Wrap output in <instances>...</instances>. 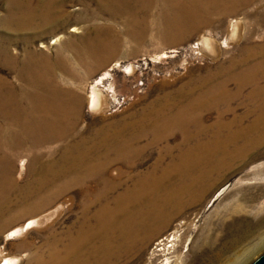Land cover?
Segmentation results:
<instances>
[{
    "label": "rangeland",
    "instance_id": "1",
    "mask_svg": "<svg viewBox=\"0 0 264 264\" xmlns=\"http://www.w3.org/2000/svg\"><path fill=\"white\" fill-rule=\"evenodd\" d=\"M51 3L54 6L63 4L65 18L55 25H39L33 32L30 29L15 30L16 25L6 23L4 18L9 12L18 10L17 5L10 6L9 0H0V75L11 81L13 91L17 93V102L9 104V107L27 114V117L13 120L0 116V264L7 257L14 259L15 264H48L46 261L51 258V251L65 255L69 231H77L83 223L87 226L96 224L97 215L106 201L114 206L113 201L119 193L126 192L140 175L152 174V171L160 174L173 167L180 170L178 167L183 166L185 153L191 159L190 172H182V176L179 172L175 178L179 183L185 179L190 181L197 175V167L193 164L195 147L199 142L211 143L215 130L213 128L197 137L196 127L192 125L190 129L194 133L191 132L190 145L184 142L185 132L177 130L167 141L144 146L134 162H113L107 174L117 179V190L107 199L97 202L94 200L96 193L101 187L103 189L98 178L88 180L92 191L86 193L81 184L70 185L78 181L73 170L65 176V159L70 154V144L78 142L82 136L93 138L104 126L123 128L125 123H132L137 115L148 110L150 104L155 101L161 103L166 94H171L170 98L182 105L186 99L180 96L191 86L195 93H200L228 80L230 75L241 70L249 71L258 64L262 67L256 73L257 84H249L238 92L237 80L230 81L228 92L233 94L230 100L218 102L220 104L215 108L207 104L201 116L207 125L214 124L219 118L232 121L235 125L231 131H236L253 124L264 105L260 99L253 101L249 97L256 85L264 86V51L261 49L264 45V0L238 6L218 24L204 27L199 32L185 29L159 37L151 31L142 46L133 52L126 51L128 47L123 52L124 47L121 46V52L114 57L107 53L102 58L92 56L80 63L76 61L74 51H83L95 27L105 28L110 20L122 30L124 22L111 20L108 14L100 13V0H53ZM38 6L39 0H32V7ZM233 19L240 20L241 26L236 37L230 39V22ZM74 27L77 30L71 31ZM206 34H211L215 43L212 49L199 50L198 43ZM58 36L62 39L51 44ZM43 43L47 45L45 48L40 46ZM6 50L16 57L13 66L1 56ZM164 53L167 57L157 59ZM117 60H121L123 66L134 63L136 74H127L122 71L124 68L111 70V78L106 80L108 85L101 87L107 99V112H95L89 104L90 87ZM28 61L33 66L31 69L37 70L45 68L47 63L55 70L54 80L46 82L36 77L38 80L28 84L25 77L18 76L19 70H29ZM65 68L68 73L64 80L61 70L65 73ZM110 81L114 86L108 90ZM25 92L33 94L32 101L22 95ZM3 104L0 102V107ZM74 106H78L77 115H66L65 111L74 110ZM41 107L47 109V114L38 111ZM220 113L226 114L221 117ZM66 134L68 138H65ZM227 134L228 130L219 135L224 138ZM48 136L52 137L51 140L45 141ZM247 138H238L230 145V149L236 151L241 150L239 146L246 145L244 149L247 152L228 162V168H224L221 174L211 177L202 197L185 206L168 224L146 237L136 246L139 254L125 264H147L152 253L159 248H162V254L172 252L158 256L151 264H167L164 263L166 257H169L170 264H224L228 259L246 264L264 249V126L251 131ZM149 139L150 136L140 144L148 143ZM72 152L78 153L74 149ZM98 154L99 151L90 155L95 157ZM89 201L94 204L87 212L85 207ZM31 218L37 219L33 228L6 239L11 230ZM173 235L175 240L170 238ZM218 255L222 262H213ZM63 263L65 260L56 264Z\"/></svg>",
    "mask_w": 264,
    "mask_h": 264
},
{
    "label": "bare ground",
    "instance_id": "2",
    "mask_svg": "<svg viewBox=\"0 0 264 264\" xmlns=\"http://www.w3.org/2000/svg\"><path fill=\"white\" fill-rule=\"evenodd\" d=\"M52 1L53 0H39V6L32 7V0H9V5H17L18 10L9 12L4 20L9 25H16L15 30L21 31L29 29L33 31V29L37 28L39 25H55L59 20L65 18V12L63 11L65 9L63 8V4L56 6L52 5ZM261 1L263 0H100V13L108 14L111 20L120 19L124 22V28L121 30L115 26L114 23L111 24L109 19V21H107V27H95L93 35L90 37L88 36V39L86 38L87 44L83 51H74L75 59L80 63V61H84L92 56L102 58L106 56L107 53H109L111 57H114L121 52V46L124 47V50H122L123 52L127 47L126 51L133 52L142 46L143 40L151 31H154L159 37L164 34L168 36V34H174L185 29L198 31L204 27H212L218 24V21H221L227 13L236 10L238 6H247L254 2L261 3ZM58 8H61V10H56ZM64 22L67 23L68 21ZM230 26L231 29L230 31L228 30L229 38L233 39L236 37L238 29L241 26L240 20H231ZM76 30V27L71 28V31ZM61 39L62 36H58L51 41V44H56ZM213 41V36L211 34L202 35L197 48L199 50L205 48L212 49L213 43H215V41ZM40 46L45 48L47 45L43 43ZM261 49L264 51V45ZM8 52L10 51L6 50L1 56L8 60L7 63L10 64V66H13L16 63V57L10 55ZM162 57L167 56H165L164 53L163 56H158L157 59ZM66 58L67 57H65V63L67 62ZM30 62L28 61L29 70L24 69L26 70V72H24L21 69L22 72L19 70L18 73L19 77H25L27 82L29 81L28 84L32 85V82L35 81L34 79L37 78L40 81L46 82L54 80L53 78L56 76L55 70L53 69V71L47 63L45 68L41 67L37 70V68L31 69L33 66H31L32 64ZM236 64L237 63H234V65ZM260 66L262 67V64H258L249 71L243 72L241 70L235 75H230V77L227 78L228 80L216 83V85L200 93H195L190 85L191 87L186 93L180 96L186 99L185 103L182 105L178 104L179 101L171 99V94H166V98H164L165 101L162 99L161 103L155 101L150 104L148 110L140 113L139 116L137 115L132 123H125L123 128L115 129L113 128L114 126L107 128L104 126L101 130L99 128L95 137L88 138L85 135V137L82 136L78 142L71 143V148L68 152L70 154H67V158L65 159V176L69 173V170H73L75 174L74 177H76L78 181L73 182L74 184L70 183V185L81 184L84 188L83 192L86 193H89L91 190L90 187L92 186H90V181L88 180L98 178L101 182L98 181L103 184V189L100 186L101 190L97 193L95 192L96 198L94 200L97 202L107 199L108 195L113 193L117 188V179L107 174L113 162L117 160H124L127 163L129 161L134 162L138 157V153L140 154V152L145 149L144 146H150L151 144L156 145L159 142L167 141L169 136L177 130L185 132L186 137L184 142L190 145V135L191 137L193 135L191 133L193 131L190 129L192 125L196 127L195 136L197 137L211 131L213 128L215 130L214 138L211 143L202 144V142H199L195 147V163L193 164L197 167V175L191 178L189 177L190 181H185V179L183 182L179 183L175 178L176 174H180L179 172H181V176L183 173L190 172L191 167L189 164L191 163V159L186 153L184 155V164L182 163L183 166L178 167L180 170L174 169L173 167L162 171V173L160 172V174L158 172L156 174V171H152V174L138 175L139 179H137L134 184L132 183L133 185L128 190L126 189V192L123 191L121 194L119 190L118 193L120 195L114 199V206H111L112 204L108 201H106V204L104 203L105 205H103L97 215L96 224L87 226L85 225L86 223H83L77 231L74 229V231L68 230V234L66 233L68 239L65 243V245H67L65 246V255H63V252L51 251V258L46 262H48V264H56L58 261L62 262L65 260V264H125V262L139 254L136 246L144 241L146 237L157 228L159 229L160 226L168 224L185 206H190L202 197L211 177L221 174L224 168H228V162H231L235 157L238 158L239 156H243L244 152H247L245 151L246 145L239 146L238 149H241L240 151H236L235 149L231 150L230 145L238 138L246 139L251 131L259 129L260 126H264V105L259 112L257 120L253 124L244 128L240 127L236 131H231L235 123L232 121H224L223 118H219L214 124L207 125L201 116V111L206 108L207 104H211L215 108L216 104H220L218 102L230 100L229 98L230 96L232 97L233 94L228 92V85L232 80H237L238 92H241L244 87L249 84H257L258 76L256 73L259 68H261ZM59 68L62 69L61 65ZM115 68H124L122 71L131 75L136 74L137 70L134 63L123 66L121 60L114 62L112 67L106 70L90 87L88 96L89 104L90 108L95 112H107V99L101 87L108 85L106 80L111 78L112 74L110 71ZM61 71V76L65 80V75L68 71L66 68L65 73L64 70ZM56 79H58V77ZM11 85V81H9L7 77L5 78L0 75V102L4 103L0 107V116L8 120H13L18 117H27V114L25 115V112L21 109L16 110V107V109L9 107V104L11 105L13 102H17V93L13 91V85ZM112 86H114V83L110 81L108 90H111ZM26 92L22 95L24 97H29L28 100L32 101L33 94H27ZM249 97L253 101L260 99L264 104V86L256 85ZM227 104H229V102H227ZM73 108L74 110L68 109L65 111V114L70 116L77 115L79 111L78 106H74ZM38 111H40L41 114H47V109L42 108ZM31 112L34 111L31 110ZM38 113L39 112H37V114ZM223 114L226 113H220L219 115L222 117ZM129 130H131V132H129ZM226 130H228L227 136L224 138L221 137L219 134ZM149 136L151 140L149 139L150 141L148 143L141 145L140 142L145 141L144 139H147ZM51 138L52 137L48 136L44 139L45 141H49ZM65 138H68V135L65 136ZM248 142L250 143L251 140H248ZM245 144L247 143L245 142ZM73 149L74 151L77 150L78 153L74 154L72 152ZM97 151H99L100 154L91 157L90 154ZM24 164L25 161H21L22 169ZM230 164L231 163H229V165ZM230 167L231 166H229V168ZM92 193H94V191ZM90 200H93V198ZM92 204H94V202L89 201L85 207V211H90ZM36 223V218L27 220L23 225L11 230L7 234L6 239H12L21 235L24 231L33 228ZM170 238L175 240L174 235ZM172 246L173 245H171V247ZM161 250L162 248L156 249V251L152 253L147 264H151L158 256L168 255L172 252L164 249L167 253L162 254L160 252ZM221 260L222 258L218 255L213 259V262L218 263ZM238 262L239 261L235 259H228L224 264H237ZM164 263L170 264L169 257H166ZM2 264H15V261L11 257H7L3 259Z\"/></svg>",
    "mask_w": 264,
    "mask_h": 264
},
{
    "label": "water",
    "instance_id": "3",
    "mask_svg": "<svg viewBox=\"0 0 264 264\" xmlns=\"http://www.w3.org/2000/svg\"><path fill=\"white\" fill-rule=\"evenodd\" d=\"M246 264H264V249L257 253L249 262Z\"/></svg>",
    "mask_w": 264,
    "mask_h": 264
}]
</instances>
